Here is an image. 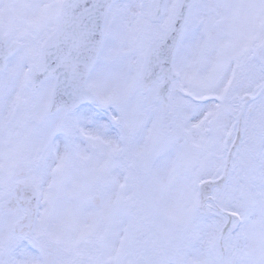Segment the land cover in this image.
<instances>
[{
	"label": "snow or ice",
	"instance_id": "1",
	"mask_svg": "<svg viewBox=\"0 0 264 264\" xmlns=\"http://www.w3.org/2000/svg\"><path fill=\"white\" fill-rule=\"evenodd\" d=\"M0 264H264V0H0Z\"/></svg>",
	"mask_w": 264,
	"mask_h": 264
}]
</instances>
